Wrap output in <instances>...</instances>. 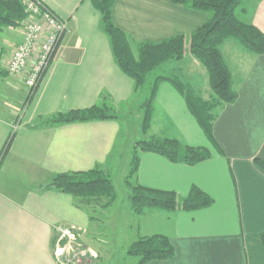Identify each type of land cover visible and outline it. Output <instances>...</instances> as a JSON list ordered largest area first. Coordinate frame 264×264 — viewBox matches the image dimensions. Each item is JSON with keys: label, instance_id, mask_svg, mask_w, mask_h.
I'll return each instance as SVG.
<instances>
[{"label": "crops", "instance_id": "crops-1", "mask_svg": "<svg viewBox=\"0 0 264 264\" xmlns=\"http://www.w3.org/2000/svg\"><path fill=\"white\" fill-rule=\"evenodd\" d=\"M40 1L67 22L68 30L28 104L22 105L28 96L23 78H0V96L6 99L0 105V156L12 135L9 150L0 159V264H58L54 254L57 225L75 228L78 241L92 248L88 237L97 234V220L76 208L69 195L41 189L55 174L98 168L110 177L122 159L125 163L127 153L130 164V146L120 139V116H125L127 125L132 118L140 123V106L149 94L140 100L144 87L135 92L133 80L117 66L94 0ZM237 17L264 34V0H246L244 12L238 11ZM207 19L203 12L168 0H114L112 5L114 26L138 44L187 37ZM21 41L20 28L5 29L2 59ZM220 50L238 96L220 110L213 123L216 147L168 82L157 85L150 129L142 134L144 140L177 139L207 148L211 158L187 166L141 153L131 184L175 192L180 199L197 187L212 204L195 211L150 209L140 215L132 214L130 208L109 214L114 203L100 210L103 218L111 216L112 229L121 239L128 237L129 245L153 235L169 238L174 257L145 264H264L260 241L264 169L257 164V160L264 162V55L254 56L233 40L225 41ZM167 64L170 75L179 76L202 99H210L208 75L197 60L186 55ZM8 105L24 109L21 116ZM103 105L111 106L118 119L49 123L57 114ZM126 107L128 112L123 111ZM95 251L100 260L104 254Z\"/></svg>", "mask_w": 264, "mask_h": 264}, {"label": "trees", "instance_id": "trees-1", "mask_svg": "<svg viewBox=\"0 0 264 264\" xmlns=\"http://www.w3.org/2000/svg\"><path fill=\"white\" fill-rule=\"evenodd\" d=\"M23 0H0V78L7 76L1 67V35L5 29H17L25 18ZM114 0H94L95 7L102 17V29L110 40L115 62L119 69L135 85V92L147 84L148 77L167 63L181 61L186 55L193 57L206 70L211 97L204 100L193 88L175 75H156L150 85L148 97L140 106L142 112L139 123L140 132L146 134L150 129L153 101L156 87L168 82L182 95L190 114L194 117L206 138L216 147L212 126L218 113L237 100V88L230 68L221 53V46L227 40L237 42L245 51L254 55H264V34L250 23L238 19V11L244 12L245 0H168L188 9L203 12L208 19L189 36H176L159 43H133L129 37L117 29L112 21ZM258 1V0H257ZM186 45V47H185ZM34 89L26 98L32 99ZM24 104V105H25ZM111 106H92L53 116L49 123L60 126L72 123L117 120ZM12 135L3 148L0 159L9 150ZM141 153H153L171 163L194 166L211 158L207 148L191 147L177 139L150 137L133 144L130 153V172L126 184L130 188L128 196L132 214L140 215L150 209L176 212L195 211L210 206L213 200L197 187H191L188 195L180 199L175 192L162 191L141 185H131V179L138 168ZM257 164L264 169V162ZM52 190L69 195L73 205L85 211L97 213L111 206L117 197L110 177L95 168L88 172L55 174L41 189ZM91 217V216H90ZM92 219V217H91ZM264 247V233L260 235ZM126 254L137 258L136 264L148 261H164L174 257V248L168 237L153 235L139 238L133 242Z\"/></svg>", "mask_w": 264, "mask_h": 264}, {"label": "built area", "instance_id": "built-area-1", "mask_svg": "<svg viewBox=\"0 0 264 264\" xmlns=\"http://www.w3.org/2000/svg\"><path fill=\"white\" fill-rule=\"evenodd\" d=\"M22 5L26 15L18 27L22 30V41L9 57L1 60V67L9 77L23 78L30 93L48 69L68 25L40 0H23ZM54 232L58 264L98 263L99 254L78 241L79 232L75 228L57 225Z\"/></svg>", "mask_w": 264, "mask_h": 264}, {"label": "rangeland", "instance_id": "rangeland-1", "mask_svg": "<svg viewBox=\"0 0 264 264\" xmlns=\"http://www.w3.org/2000/svg\"><path fill=\"white\" fill-rule=\"evenodd\" d=\"M246 2V0H245ZM186 47V45H185ZM170 69L171 65L166 64L162 66L160 69L155 71L154 74L150 75L148 77L147 84L144 86V90L141 93L140 100H144L145 95L147 96L148 89L156 75H170ZM179 77V76H178ZM180 78V77H179ZM181 79V78H180ZM3 86V85H2ZM3 86V90H4ZM26 94H29L28 89ZM1 91V89H0ZM3 95V94H2ZM2 97V98H1ZM148 97V96H147ZM5 95L0 96V105L3 104L2 100L5 102L6 99ZM26 101V99H25ZM23 103L22 105H24ZM15 107H12L14 109ZM8 109H10V106L8 105ZM16 109V108H15ZM18 111V116H21L23 113L24 109L17 108ZM137 108L133 109V112H137ZM123 111L128 112L129 108H123ZM0 114L1 111H0ZM3 116V115H2ZM139 116V115H138ZM125 116L121 117L120 116V122L122 126V131L123 135L121 136V142L129 145V152L131 150V146L133 143L142 140L143 135L139 130V122L135 121L136 119H128V125L126 124V118ZM3 120V118L0 115V122ZM128 153L127 157L125 158V163L123 162V159L121 160L120 166L111 173L110 179L114 184L115 190H116V200L111 206L110 210H108L110 213L109 214H117V213H122L125 211H128L129 208V203H128V196L130 194V189L126 184V177L128 176L130 172V164L128 160ZM133 178V177H132ZM129 179L130 184H132L133 179ZM90 216H92L93 219L97 220L96 222L98 223L96 231V235L90 234L88 237L89 240V245L92 246L95 250L99 251L102 253L101 259L98 261V264H136L138 259L134 257H130L126 254L128 248H129V241H127L129 238L127 237V240L121 239L119 233L113 230L112 228V220L111 216H105L103 218L101 211L99 210L97 213L95 212H90ZM96 226V224H95ZM128 230H126L127 232ZM129 233H131V229H129ZM88 243V242H87Z\"/></svg>", "mask_w": 264, "mask_h": 264}]
</instances>
